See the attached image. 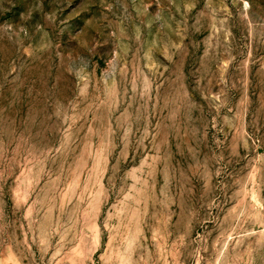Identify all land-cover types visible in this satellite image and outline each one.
<instances>
[{"label":"rangeland","instance_id":"374dc122","mask_svg":"<svg viewBox=\"0 0 264 264\" xmlns=\"http://www.w3.org/2000/svg\"><path fill=\"white\" fill-rule=\"evenodd\" d=\"M0 264H264V0H0Z\"/></svg>","mask_w":264,"mask_h":264}]
</instances>
